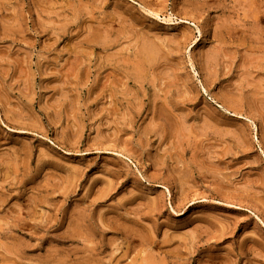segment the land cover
I'll list each match as a JSON object with an SVG mask.
<instances>
[{
  "label": "rangeland",
  "instance_id": "374dc122",
  "mask_svg": "<svg viewBox=\"0 0 264 264\" xmlns=\"http://www.w3.org/2000/svg\"><path fill=\"white\" fill-rule=\"evenodd\" d=\"M0 264H264V0H0Z\"/></svg>",
  "mask_w": 264,
  "mask_h": 264
},
{
  "label": "bare ground",
  "instance_id": "6f19581e",
  "mask_svg": "<svg viewBox=\"0 0 264 264\" xmlns=\"http://www.w3.org/2000/svg\"><path fill=\"white\" fill-rule=\"evenodd\" d=\"M185 153V152H184ZM199 172V171H198ZM216 195H218V194H216Z\"/></svg>",
  "mask_w": 264,
  "mask_h": 264
}]
</instances>
